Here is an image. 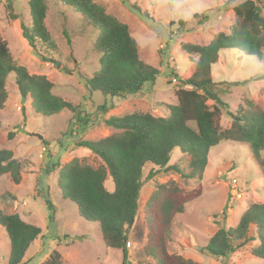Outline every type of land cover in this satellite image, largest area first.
<instances>
[{
    "label": "rangeland",
    "instance_id": "374dc122",
    "mask_svg": "<svg viewBox=\"0 0 264 264\" xmlns=\"http://www.w3.org/2000/svg\"><path fill=\"white\" fill-rule=\"evenodd\" d=\"M97 1L108 13L128 25L138 44L140 59L159 70L153 85H146L138 94L112 99L114 107L103 114L97 110L104 101L103 95L99 92L89 95L79 74H66L61 69H77L87 77L98 69L99 55L93 50L97 31L85 17L58 1H51L44 23L55 50H49V59L39 61L22 40L18 20L7 18L5 1L0 0V37L7 43L12 57L29 73L45 75L53 83V93L73 104H81L91 120L83 133H78L79 128L74 123L72 130L77 135L63 136L72 113L62 110L48 116L34 112L28 96L23 104L20 103L21 95L14 85V75L8 76V98L0 110V147L12 150L22 167L18 184H14L7 174L0 176V210L18 213L24 221L41 228V235L29 247L23 264H44L54 249L61 254L62 264L121 263L120 250L104 245L98 224L81 218L75 204L61 198L56 185L57 170L47 173L48 168L57 161L62 165L73 157L99 165L101 161L97 156L75 146V142L98 140L117 132L103 123V119L111 115L148 112L165 116L166 105L177 103L175 92L180 84L176 76H180L190 63L191 57L180 45H205L215 33H228L237 20L233 7L243 0ZM132 4L145 10L148 17L131 9ZM12 6L14 14L28 25V0H12ZM261 11L264 15V8ZM211 76L224 91V101L234 111L244 100L264 95V50L260 61L233 49L220 51L217 63L211 68ZM187 124L196 130L193 121ZM229 125L226 109H223L218 126L224 129ZM9 131L13 132L10 140L7 139ZM43 140L48 145L43 144ZM260 156L264 160V151ZM254 158L246 144L227 141L210 149L201 178L185 179L167 167L145 164L138 211L131 226L127 227L126 237L131 242L126 248L128 264H154L151 258L143 256L142 251L147 234L143 207L158 184L170 182L186 192L199 188L201 194L185 204L183 213L175 216L167 243L168 252L199 264H264V259L250 253L252 242L237 247L226 260L210 257L204 252L205 244L219 224L232 228L249 204L264 201V166H259ZM188 161V155L174 150L168 165L189 172ZM150 172L153 175L147 177ZM233 179L240 189V196L235 199L229 193ZM105 186L108 190L113 189L110 178L105 181ZM47 195L55 206L51 221L45 202ZM225 208L226 217L222 219ZM252 230L250 228V232ZM8 253V238L0 226V264H7Z\"/></svg>",
    "mask_w": 264,
    "mask_h": 264
},
{
    "label": "trees",
    "instance_id": "16d2710c",
    "mask_svg": "<svg viewBox=\"0 0 264 264\" xmlns=\"http://www.w3.org/2000/svg\"><path fill=\"white\" fill-rule=\"evenodd\" d=\"M4 1L7 18L18 20L22 40L39 61L49 59V50H55L44 23L51 1L72 8L93 26L97 31L93 50L99 55L98 69L90 77L80 74L77 69H61L66 74H79L89 95L93 92L103 95V103L97 106L102 114L114 107L112 99L138 94L146 85L155 82L159 70L140 59L138 44L128 25L108 13L97 0H28V25L14 14L12 0ZM166 1L170 3L173 0ZM130 8L148 17L146 11L135 4ZM263 8L264 0H243L233 7L237 20L229 27L228 33H215L205 45H180L181 50L191 57L190 63L180 76H176L180 84L175 92L177 103L166 105L165 116L148 112L111 115L103 119V123L117 132L98 140L75 142V146L97 156L101 161L99 165L73 157L62 165L57 161L48 168L47 173L57 170L56 185L61 198L73 202L81 218L98 224L106 247L120 250V264H128L127 227L138 211L145 164L167 167L185 179L201 178L210 149L228 141L246 144L255 162L264 166L260 156L264 151V95L246 99L231 111L223 99L224 91L211 76V68L223 50L233 49L261 60L264 50ZM66 38L69 43L67 35ZM11 74L14 75L18 93L25 96L24 102L29 97L34 112L48 116L62 110L72 113L63 136L77 135L72 130L74 123L79 128L78 133L86 131L91 120L82 105L73 104L53 93V83L45 75L31 74L18 64L7 43L0 37V110L8 98L6 80ZM223 109H226L230 122L229 127L224 129L218 126ZM188 121L195 123L196 130L188 126ZM12 134L8 132V140ZM42 143L48 145L44 140ZM174 150L189 156V172L176 165H168ZM21 167L12 150L0 147V176L7 174L14 184H18ZM152 175L150 172L147 177ZM107 178L112 181V190L105 186ZM200 194L199 188L186 192L173 182L156 186L143 207L147 227L146 242L142 248L145 258H151L154 264H199L180 254L168 252L167 243L175 216L183 213L185 204ZM45 202L51 221L55 206L48 195ZM225 211L226 208L222 219L226 217ZM0 226L9 242L7 264H23L29 247L41 235V228L24 221L18 213L1 210ZM248 242H252L250 253L264 259V201L249 204L232 228L219 224L205 244L204 252L210 257L226 260L237 247ZM44 264H62L61 254L54 249Z\"/></svg>",
    "mask_w": 264,
    "mask_h": 264
},
{
    "label": "built area",
    "instance_id": "2783aa9c",
    "mask_svg": "<svg viewBox=\"0 0 264 264\" xmlns=\"http://www.w3.org/2000/svg\"><path fill=\"white\" fill-rule=\"evenodd\" d=\"M239 190L240 189L238 188V185L236 183V180L233 179L232 180V184H231V188H230V191H229L230 196H231L232 199H235V197L240 196V191ZM130 245H131V242L127 240L126 241V248H129ZM130 264H133V263H130Z\"/></svg>",
    "mask_w": 264,
    "mask_h": 264
},
{
    "label": "water",
    "instance_id": "95a60500",
    "mask_svg": "<svg viewBox=\"0 0 264 264\" xmlns=\"http://www.w3.org/2000/svg\"><path fill=\"white\" fill-rule=\"evenodd\" d=\"M24 98H25V96L22 95V96H21V100H20V103H21V104L24 103ZM132 223H133V220L130 221V223H129V227L131 226Z\"/></svg>",
    "mask_w": 264,
    "mask_h": 264
},
{
    "label": "crops",
    "instance_id": "0c3cea01",
    "mask_svg": "<svg viewBox=\"0 0 264 264\" xmlns=\"http://www.w3.org/2000/svg\"><path fill=\"white\" fill-rule=\"evenodd\" d=\"M134 221V220H133ZM118 252H119V250H118Z\"/></svg>",
    "mask_w": 264,
    "mask_h": 264
}]
</instances>
